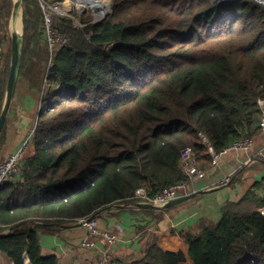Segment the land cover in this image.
<instances>
[{
  "label": "trees",
  "instance_id": "1",
  "mask_svg": "<svg viewBox=\"0 0 264 264\" xmlns=\"http://www.w3.org/2000/svg\"><path fill=\"white\" fill-rule=\"evenodd\" d=\"M0 2L6 32L13 3ZM22 11L18 76L37 65L43 88L22 177L0 188V252L12 264L25 256L29 264H59L41 254L39 230L133 204L139 188L152 197L185 180L186 147L208 168L200 133L218 152L261 132L264 5L113 0L98 24L79 29L58 17L69 44L52 53L41 45L39 1L23 0ZM10 57L11 46L0 71V111ZM262 207L264 199L248 193L226 203L218 222L153 233L129 264H264Z\"/></svg>",
  "mask_w": 264,
  "mask_h": 264
},
{
  "label": "crops",
  "instance_id": "2",
  "mask_svg": "<svg viewBox=\"0 0 264 264\" xmlns=\"http://www.w3.org/2000/svg\"><path fill=\"white\" fill-rule=\"evenodd\" d=\"M7 40V34L0 24V71L9 50ZM41 78L42 70L39 71L38 66L34 67L33 64L26 65L24 75L18 76L11 108L4 124L0 161L13 153L34 129L36 111L42 97ZM252 139L253 146L248 151L228 152L220 157L217 166L208 165L204 169L205 179L189 187L187 195L193 197L180 204L161 210L120 205L122 207L101 213L96 218L99 228L118 238L110 248L113 262L129 264L141 258L147 240L153 233L171 228L187 230L195 227L201 219L218 222L226 203H237L248 193H251L254 200L264 199V134L259 132ZM226 176L230 177V182L220 186L219 182ZM71 225L39 230L41 254L56 256L59 264H96L95 251L81 246L86 235L85 227ZM98 245L103 247L106 243L99 239ZM0 264L12 263L0 252Z\"/></svg>",
  "mask_w": 264,
  "mask_h": 264
},
{
  "label": "built area",
  "instance_id": "3",
  "mask_svg": "<svg viewBox=\"0 0 264 264\" xmlns=\"http://www.w3.org/2000/svg\"><path fill=\"white\" fill-rule=\"evenodd\" d=\"M39 6L42 10L43 20V39L47 45L50 53L56 49L63 48L69 44L68 39L61 33V31L54 25V18L65 17V13L61 10V7L56 4V0H38ZM212 3H228L234 0H209ZM258 4L264 5V0H254ZM93 10V9H92ZM92 24H98L106 18V11L93 10ZM87 24H85L86 26ZM114 44L109 45L112 47ZM258 104L261 109V121L259 127L264 134V100H259ZM32 133L22 142V144L7 158L0 161V188L9 182H17L21 179L24 171V155L26 148L31 142ZM202 142L206 145L208 154L212 159V165L217 166L221 156L228 152H244L248 151L253 146V139L249 137L241 138L235 143L223 148L221 151H215L210 145L209 139L202 133L199 134ZM179 164L181 170L186 175V179L174 183L150 197L147 194L146 189L139 188L134 192L133 204L130 207L140 209L135 206L138 203L152 204L157 210L164 209L166 205L176 200L179 197L185 196L188 193L189 187L195 183L202 181L206 177V172L202 169L194 155L193 150L190 147L184 148L180 153ZM230 182V177L226 176L219 182L220 186L227 185ZM263 193H264V177L262 179ZM132 205V206H131ZM128 206V207H129ZM259 212L264 216V207L259 209ZM85 220V219H81ZM79 220V221H81ZM74 224V223H73ZM82 226L86 229V235L81 241V246L85 249L95 251L96 264H115L113 262L110 248L114 245L118 238L115 234L102 231L99 228L96 219L85 222ZM7 233V230L3 231ZM99 239L105 241V246L98 245ZM12 263V262H11ZM24 264H29L28 259L25 256Z\"/></svg>",
  "mask_w": 264,
  "mask_h": 264
},
{
  "label": "water",
  "instance_id": "4",
  "mask_svg": "<svg viewBox=\"0 0 264 264\" xmlns=\"http://www.w3.org/2000/svg\"><path fill=\"white\" fill-rule=\"evenodd\" d=\"M13 7L11 11V16L9 20V36H10V46H11V57H10V67H9V75L6 82L5 87V94L3 99V104L0 111V132L4 127L6 119L8 117L12 99L15 92V86L19 75L20 63L22 58V46H23V23H22V6L23 0H12ZM18 19L20 21V31L17 29V22ZM193 197V195H185L182 197L177 198L176 200L172 201L166 207H171L177 204H180L188 199ZM129 206V205H127ZM132 206V205H131ZM135 206L138 208H155L152 204L146 203H138ZM115 207H122L120 205H111L105 207L98 211L96 214L91 216L88 219L77 221L76 223L72 224L71 226L77 227L82 226L85 222L90 221L92 219H96L101 213L108 211ZM130 207V206H129ZM13 229H7V232H10Z\"/></svg>",
  "mask_w": 264,
  "mask_h": 264
},
{
  "label": "rangeland",
  "instance_id": "5",
  "mask_svg": "<svg viewBox=\"0 0 264 264\" xmlns=\"http://www.w3.org/2000/svg\"><path fill=\"white\" fill-rule=\"evenodd\" d=\"M89 1L98 2L99 6H100L99 10H101V9L105 10L107 13L106 17L112 12V1L113 0H107V4H105V3L103 4V0H96V1L95 0H89ZM56 4L61 7V10L65 13V18H67L71 21V24L74 28H79V29L83 28L85 26V24L91 23V21L93 20V15H94L92 12L93 10H92V8H90V5H88V4L83 5L82 3L77 2L75 0H56ZM22 13H23V11H22ZM57 18L58 17L54 18V25L55 26H56V22L58 21ZM9 20H10V18H9ZM60 31L69 41V38L62 32V30H60ZM6 34H7V38H8L7 47H9V45H10L9 21H8ZM44 43H45V41H44ZM44 43H41V45L43 46ZM44 45L47 46L46 44H44ZM34 61H35V58H34ZM38 107H39V105H38ZM37 113H38V109L36 111V116H37ZM32 133H33V131H32ZM28 147L26 148L25 154L28 150Z\"/></svg>",
  "mask_w": 264,
  "mask_h": 264
},
{
  "label": "bare ground",
  "instance_id": "6",
  "mask_svg": "<svg viewBox=\"0 0 264 264\" xmlns=\"http://www.w3.org/2000/svg\"><path fill=\"white\" fill-rule=\"evenodd\" d=\"M75 1L80 2L83 5L84 4L90 5V8H92L95 11H99V9H100V6H99V3L98 2H92V1H89V0H75ZM104 3L107 4V0H103V4ZM16 27H17L18 31H20V21H19V19H18V22H17V26Z\"/></svg>",
  "mask_w": 264,
  "mask_h": 264
}]
</instances>
